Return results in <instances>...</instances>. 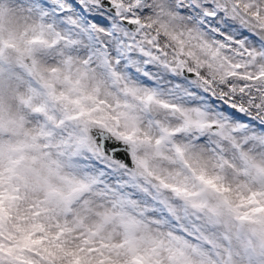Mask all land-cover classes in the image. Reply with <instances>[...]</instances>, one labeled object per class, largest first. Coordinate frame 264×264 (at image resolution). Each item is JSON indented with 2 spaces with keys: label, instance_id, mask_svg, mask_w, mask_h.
<instances>
[{
  "label": "snow or ice",
  "instance_id": "1",
  "mask_svg": "<svg viewBox=\"0 0 264 264\" xmlns=\"http://www.w3.org/2000/svg\"><path fill=\"white\" fill-rule=\"evenodd\" d=\"M0 264H264V0H0Z\"/></svg>",
  "mask_w": 264,
  "mask_h": 264
}]
</instances>
